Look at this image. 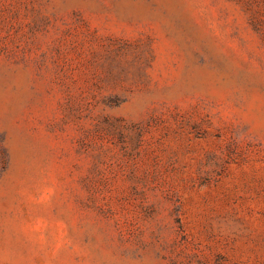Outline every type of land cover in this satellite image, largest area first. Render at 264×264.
Segmentation results:
<instances>
[{
    "label": "rangeland",
    "instance_id": "rangeland-1",
    "mask_svg": "<svg viewBox=\"0 0 264 264\" xmlns=\"http://www.w3.org/2000/svg\"><path fill=\"white\" fill-rule=\"evenodd\" d=\"M0 264H264V0H0Z\"/></svg>",
    "mask_w": 264,
    "mask_h": 264
}]
</instances>
